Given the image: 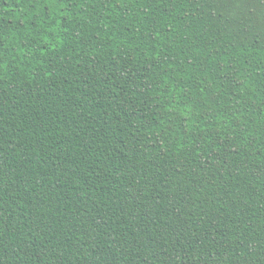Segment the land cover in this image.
Instances as JSON below:
<instances>
[{
  "label": "trees",
  "instance_id": "obj_1",
  "mask_svg": "<svg viewBox=\"0 0 264 264\" xmlns=\"http://www.w3.org/2000/svg\"><path fill=\"white\" fill-rule=\"evenodd\" d=\"M0 264H264V0H0Z\"/></svg>",
  "mask_w": 264,
  "mask_h": 264
}]
</instances>
